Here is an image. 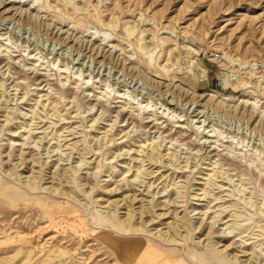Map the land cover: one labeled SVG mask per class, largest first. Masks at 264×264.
<instances>
[{
  "label": "rangeland",
  "instance_id": "obj_1",
  "mask_svg": "<svg viewBox=\"0 0 264 264\" xmlns=\"http://www.w3.org/2000/svg\"><path fill=\"white\" fill-rule=\"evenodd\" d=\"M0 264H264V0H0Z\"/></svg>",
  "mask_w": 264,
  "mask_h": 264
},
{
  "label": "bare ground",
  "instance_id": "obj_2",
  "mask_svg": "<svg viewBox=\"0 0 264 264\" xmlns=\"http://www.w3.org/2000/svg\"><path fill=\"white\" fill-rule=\"evenodd\" d=\"M183 91V90H182ZM184 94H183V98H186L187 97V95H188V91H185L184 90V92H183ZM193 96H195V95H193ZM192 96V97H193ZM204 96H206V94L204 95ZM196 97H198V98H201V99H203L204 97L202 96V95H200V96H196ZM190 102V103H189ZM188 103L189 104H194V105H201V104H198V101H195V98H193L192 99V101H189ZM199 113V111H195V112H192V116H194V117H196V119L200 116V114H198ZM189 116V115H188ZM142 123V122H141ZM154 161V160H153ZM155 162V161H154ZM164 166H166V165H164ZM140 170V169H139ZM137 177H138V175H137ZM116 191V190H115ZM128 201H130V200H128ZM131 203H133L132 201H131ZM117 212V211H116ZM53 223V222H52ZM114 224V223H113ZM117 227V226H116ZM120 227V226H119ZM125 231H127L126 229H125ZM129 231H132V232H141L142 231V229L140 228H136V229H129ZM152 249H154V248H151V251H152ZM150 252V249L148 250H146V252H144L143 253V255H142V257H141V259H145V261H147V259H152L153 258V255L152 254H150L149 253Z\"/></svg>",
  "mask_w": 264,
  "mask_h": 264
}]
</instances>
